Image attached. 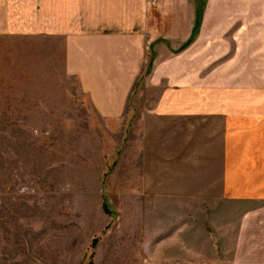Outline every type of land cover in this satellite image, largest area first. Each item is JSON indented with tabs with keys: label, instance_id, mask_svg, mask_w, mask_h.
I'll list each match as a JSON object with an SVG mask.
<instances>
[{
	"label": "rangeland",
	"instance_id": "rangeland-1",
	"mask_svg": "<svg viewBox=\"0 0 264 264\" xmlns=\"http://www.w3.org/2000/svg\"><path fill=\"white\" fill-rule=\"evenodd\" d=\"M33 1L14 17L30 34H0V264H264V193L187 202L190 218L156 234L143 107L125 128L97 116L63 72L65 34L44 33ZM91 6L105 32V2Z\"/></svg>",
	"mask_w": 264,
	"mask_h": 264
},
{
	"label": "crops",
	"instance_id": "crops-1",
	"mask_svg": "<svg viewBox=\"0 0 264 264\" xmlns=\"http://www.w3.org/2000/svg\"><path fill=\"white\" fill-rule=\"evenodd\" d=\"M31 1L0 0V34L29 33L14 17ZM36 2L44 33L65 34L63 72L97 116L125 128L143 107L147 139L133 123L156 234L190 218L187 202L264 193V0H103L105 32L93 0Z\"/></svg>",
	"mask_w": 264,
	"mask_h": 264
},
{
	"label": "trees",
	"instance_id": "trees-1",
	"mask_svg": "<svg viewBox=\"0 0 264 264\" xmlns=\"http://www.w3.org/2000/svg\"><path fill=\"white\" fill-rule=\"evenodd\" d=\"M94 243H95V241H92V242H91V246H93Z\"/></svg>",
	"mask_w": 264,
	"mask_h": 264
},
{
	"label": "built area",
	"instance_id": "built-area-1",
	"mask_svg": "<svg viewBox=\"0 0 264 264\" xmlns=\"http://www.w3.org/2000/svg\"><path fill=\"white\" fill-rule=\"evenodd\" d=\"M152 1H154V0H151L150 2H152Z\"/></svg>",
	"mask_w": 264,
	"mask_h": 264
}]
</instances>
